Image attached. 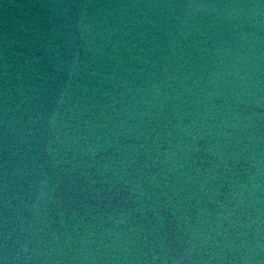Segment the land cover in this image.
Here are the masks:
<instances>
[{
    "label": "water",
    "instance_id": "1",
    "mask_svg": "<svg viewBox=\"0 0 264 264\" xmlns=\"http://www.w3.org/2000/svg\"><path fill=\"white\" fill-rule=\"evenodd\" d=\"M0 264H264V0H0Z\"/></svg>",
    "mask_w": 264,
    "mask_h": 264
}]
</instances>
